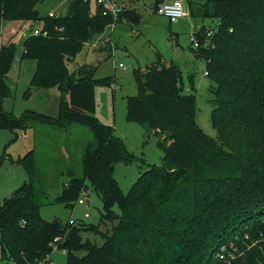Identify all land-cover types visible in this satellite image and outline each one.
Masks as SVG:
<instances>
[{"label":"trees","instance_id":"obj_1","mask_svg":"<svg viewBox=\"0 0 264 264\" xmlns=\"http://www.w3.org/2000/svg\"><path fill=\"white\" fill-rule=\"evenodd\" d=\"M40 1L0 0V128L73 122L93 128L97 142L83 155L84 177H72L55 201L78 200L88 178L105 203L101 220L118 223L101 231L96 225L43 218L31 150L15 161L24 165L29 181L0 203L1 261L58 264L50 257L58 245L67 253V264H264V0H208L191 6L194 18L216 20L196 31L202 44L196 52L206 58V75L213 82L216 138L198 126L196 96L184 93L174 64L157 54L140 70L137 94L126 99L127 120L147 123L160 136L163 162L148 164L127 194L116 184L114 164L132 157L113 128L93 115L98 82L93 68L84 64L70 72L68 62L112 22L138 23L141 14L127 7L114 20L99 6L93 12L92 0H72L67 14L41 16ZM151 1L157 12L164 0ZM13 20L30 21V27L41 21L48 31L31 32L24 40L23 58L36 60L25 96L33 87H57V116L32 109L16 116L2 107L12 95L7 78L16 50V40L3 43L2 26ZM209 28L217 29L213 47L204 46ZM115 203L120 214L113 210ZM251 225L250 231L244 229ZM85 230L100 232L102 244L84 238ZM56 237L61 239L54 244ZM223 245L230 256L215 257Z\"/></svg>","mask_w":264,"mask_h":264},{"label":"rangeland","instance_id":"obj_2","mask_svg":"<svg viewBox=\"0 0 264 264\" xmlns=\"http://www.w3.org/2000/svg\"><path fill=\"white\" fill-rule=\"evenodd\" d=\"M208 0H183L190 14L171 23L165 16L159 15L151 0L124 1L122 10L135 9L141 14L137 23L122 21L109 25L97 35L92 42L86 43L83 49L68 62L70 72L87 64L93 68V77L98 80L95 88L97 101L94 117L106 126L112 127L116 135L123 140L125 148L131 154V161L124 159L114 164V176L118 187L127 194L149 165L161 166L163 151L158 145L159 135L149 128L147 123L127 120L128 96L137 94V78L140 70L157 60V54L169 63L174 64L181 74V85L184 93L193 92L197 100L196 122L211 138L217 137L211 120L213 110V82L206 75L205 57L196 58L197 48L192 38L204 24L214 26L212 17H196L193 9L205 5ZM72 0H41L37 4L38 13L45 15H65ZM93 12L96 9L92 2ZM114 20L118 17H114ZM133 21V20H132ZM116 22V21H114ZM38 21L37 24H41ZM113 23V22H112ZM23 27L25 23L21 24ZM19 26L5 22L2 26L4 40L10 38L13 29ZM36 27H43L41 26ZM36 27H33L32 30ZM25 29L23 32H29ZM31 30V32H32ZM21 33L16 40V50L7 82L12 95L5 97L2 107L6 111L20 116L25 110L32 109L39 113L57 116L61 92L57 87L50 89L32 88L27 97L25 92L30 87L36 60L23 58V44L31 33ZM14 39V38H13ZM5 43V41H4ZM95 130L80 123H69L59 126L49 123H36L27 130L13 131L0 128V157L5 156L0 164V203L9 197L25 181H29L23 164L15 162L29 151L35 150L36 186L39 191L40 214L47 220L59 218L64 224L73 220L76 225H96L101 231L112 230L117 221H102L101 213L105 211L104 200L99 196L91 181L86 178V189H83L78 200L58 202L55 198L72 177H84L82 158L89 145L95 146ZM87 200H90L88 204ZM115 213L120 214L118 203L113 206ZM88 213V216H86ZM247 231L251 226L244 228ZM84 238L102 244L103 238L96 230H85ZM221 252L215 257L223 259L229 255L226 245L220 246ZM83 255L85 251H79ZM224 256V257H223ZM3 250L0 245V264H14L11 260L1 261ZM58 264H67V253L58 245L50 255ZM214 259V257H213ZM228 263L230 261L228 257Z\"/></svg>","mask_w":264,"mask_h":264},{"label":"built area","instance_id":"obj_3","mask_svg":"<svg viewBox=\"0 0 264 264\" xmlns=\"http://www.w3.org/2000/svg\"><path fill=\"white\" fill-rule=\"evenodd\" d=\"M95 2L96 6H99L102 9V14L105 16L112 15L113 17H118L121 12L122 5L117 0H92ZM157 13L159 15L165 16L169 19L171 23L177 22L180 18L185 17L190 14V11L183 4V0H164L163 2L158 4ZM116 24V22L111 23ZM216 28H209L206 34V44L205 47H213L214 43H211L210 40L216 32ZM32 34L34 35H48V31L44 30L42 27H36L32 30ZM192 41L196 48L202 46L199 39L196 36V32L194 33ZM207 74V72H206ZM79 203H84L85 200L83 198L78 199ZM88 216V213H86ZM70 223H74L73 220H70ZM61 237H56L54 240V244L59 241ZM65 251V250H64ZM16 264V263H14Z\"/></svg>","mask_w":264,"mask_h":264},{"label":"crops","instance_id":"obj_4","mask_svg":"<svg viewBox=\"0 0 264 264\" xmlns=\"http://www.w3.org/2000/svg\"><path fill=\"white\" fill-rule=\"evenodd\" d=\"M38 22V21H37ZM37 22H34L33 23V25H32V27H30V21H24V20H13V21H10L9 22V25L10 24H16V25H18L19 24V26L17 27V29H13L12 30V36L10 37V38H6L5 40H4V38H3V36H2V41H3V43H4V41L5 42H9L11 39H13L14 38V40H17V38L18 37H20V35H21V33L25 30V29H28V28H30L31 30H32V28L33 27H36V26H41V24L39 25V24H37ZM23 23H25L26 25H24V27L21 25V24H23ZM31 30L29 31V32H31ZM28 32V33H29ZM23 33H27L26 31L25 32H23ZM27 33V34H28ZM87 202H88V204L90 203V200H87Z\"/></svg>","mask_w":264,"mask_h":264},{"label":"water","instance_id":"obj_5","mask_svg":"<svg viewBox=\"0 0 264 264\" xmlns=\"http://www.w3.org/2000/svg\"><path fill=\"white\" fill-rule=\"evenodd\" d=\"M201 57V54H196V58H200Z\"/></svg>","mask_w":264,"mask_h":264}]
</instances>
